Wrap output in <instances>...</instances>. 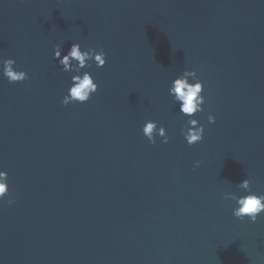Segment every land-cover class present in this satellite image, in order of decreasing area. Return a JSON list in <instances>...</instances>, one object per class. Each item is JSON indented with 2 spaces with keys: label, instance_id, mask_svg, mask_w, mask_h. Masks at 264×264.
<instances>
[{
  "label": "water",
  "instance_id": "1",
  "mask_svg": "<svg viewBox=\"0 0 264 264\" xmlns=\"http://www.w3.org/2000/svg\"><path fill=\"white\" fill-rule=\"evenodd\" d=\"M73 43L106 64L65 106L54 47ZM7 58L28 78L0 72V264H264V213L224 198L245 179L264 194V0H0ZM185 70L205 97L191 146L168 91Z\"/></svg>",
  "mask_w": 264,
  "mask_h": 264
},
{
  "label": "clouds",
  "instance_id": "2",
  "mask_svg": "<svg viewBox=\"0 0 264 264\" xmlns=\"http://www.w3.org/2000/svg\"><path fill=\"white\" fill-rule=\"evenodd\" d=\"M53 59L57 60L62 66V71L67 73H75L71 76V84L67 89V93L62 99V104L67 106L70 103H85L91 96L98 91V84L94 82V77L90 72L82 71L86 67L90 68V61L94 62L97 67H103L106 64V53L101 47L99 50L88 48L82 50L79 43H73L64 52L61 45L54 47ZM16 61L12 58L0 59V72L7 78L9 83L22 82L28 78L26 71H18L14 68ZM190 79L193 82H189ZM169 95L173 97V102L178 105V111L189 117L187 121L188 127L182 129V134L189 146L199 143L204 138V126L194 117L196 113L203 112L205 97L202 95L203 82L197 76L194 70H185L177 78L173 79L168 89ZM209 123L215 122V117L211 114L207 117ZM143 135L152 144L156 143L157 136L163 138L162 143H168L166 129L163 126L157 127L155 121H146L142 128ZM200 162H196L199 167ZM8 173L0 170V204L4 203V198L8 195ZM238 189L246 192V195H237L229 193L224 198L231 199L236 202V207L232 209L233 215L244 220L247 218L250 222L255 223L258 216L264 213V194H256L251 191L250 181L243 180L237 184ZM15 203L14 199H8L7 204Z\"/></svg>",
  "mask_w": 264,
  "mask_h": 264
}]
</instances>
